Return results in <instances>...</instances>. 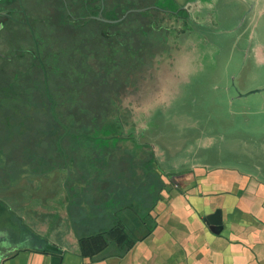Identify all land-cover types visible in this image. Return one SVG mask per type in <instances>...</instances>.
Listing matches in <instances>:
<instances>
[{
    "label": "crops",
    "instance_id": "1",
    "mask_svg": "<svg viewBox=\"0 0 264 264\" xmlns=\"http://www.w3.org/2000/svg\"><path fill=\"white\" fill-rule=\"evenodd\" d=\"M169 1L172 8H177L173 0ZM239 1L243 5L238 17V2H224L225 22L236 17L229 26L216 17L222 0H181L182 17L191 22L182 28L187 32V43L180 44L179 51L183 52L178 55L183 54L178 57L184 64L169 70L170 78L187 79L207 73L205 82L216 86V28L236 35L248 19L246 30L237 33L248 41L245 53L253 43L256 51L263 53L260 32L264 30V0ZM210 31L215 35L213 40H208ZM236 42L230 45L234 47ZM216 137L207 134L196 144L180 146L170 162L175 156L187 158L175 161V165L182 164L181 168H171L164 159L147 157L142 159L147 162L141 161L140 165L132 158V171L129 167L120 172L109 168L117 175L112 184L105 183L110 201H105L98 212L73 205L72 181L85 186L88 181L82 179L90 178L86 173L79 178L78 173L68 175L66 170H59L48 191L51 195L44 194L34 203L12 205L9 192L0 191L1 264H264V138L250 134V140H245L239 136L237 141H243L242 146L236 141L233 147L231 139L228 148L233 150L232 155L247 162L241 167L216 162L214 152L208 157L211 150H216ZM123 144L140 155L146 145ZM150 144L157 149L155 142ZM190 149L197 156H188ZM116 154L118 161L119 152ZM112 155L104 168L116 163L114 152ZM157 167L167 175L152 176L144 170L155 172ZM42 179L45 181L47 176ZM38 182L36 179L35 184ZM216 215L221 225H216ZM83 238L87 247H95L92 254L84 251Z\"/></svg>",
    "mask_w": 264,
    "mask_h": 264
},
{
    "label": "flooded vegetation",
    "instance_id": "2",
    "mask_svg": "<svg viewBox=\"0 0 264 264\" xmlns=\"http://www.w3.org/2000/svg\"><path fill=\"white\" fill-rule=\"evenodd\" d=\"M27 1H29L28 5L30 4V8H33L32 6L39 7L42 3V0H0V47H3L4 41H6V39H2L1 37L3 35H7V37L11 40L17 32L16 27L14 26L18 27L19 24L29 26L30 31L32 30L31 35L34 34L35 36L38 32L41 37V40L36 39V42H34V45L37 44V47H35V51H33V58L32 56H28L25 58V62L22 61L21 63H18V67L23 69L25 72V74L21 76L23 82L25 81V85L21 88V90L13 89L12 86L13 97L22 96L23 98V101H21V113L23 114L21 122L22 125L28 128L17 129V135H21L22 138L26 136L25 133L27 131L25 145L21 146V151L18 152V154L21 155L20 158L25 160L28 164L27 169L22 166L18 167L20 169L16 170L9 168V164L10 161L12 162V159L9 158L7 151H3L0 148V191H8V196L10 198V191L13 190L14 183L8 185L5 182L4 177H11L10 173L12 172H15V174L21 172L32 176V178L35 177L40 181L36 185H29V188L32 189V191H35L32 192V197L34 198L37 196V199H39L44 194V196L48 195V191H50L52 187L51 183L59 170H66L68 175L78 173L79 178L83 175V173H86V175L89 176L91 170L87 167V162L90 159H95L96 157H98L99 160H102V162H108L107 158L111 157L112 152H114L115 159L113 162H116L113 163L112 167H110L113 169V172L117 171L116 165L118 162H123L124 168L129 167V169L131 168L129 171H132V158H134L135 161L145 162L146 160H142L144 157L149 159L152 158L157 161H159V159H164L167 163L169 162L168 165L171 168H181L182 164L175 165V161L178 163L184 162L187 158L178 159L175 156L173 157L175 161L170 162V160L172 159V156L179 151L180 146L186 144L190 145L193 142L196 144L197 139H201L204 136L193 135L195 129L200 127L201 118L196 114L188 113L187 107L196 106V101L200 99L198 97H194L195 91L193 90V86L197 82L203 83L208 80L207 73H199L187 79H184L183 77L177 80L170 78L171 74L169 70H174L176 66L178 67V65L182 66L180 63H183V60L181 59L179 61V57L183 53L178 55V52L183 51H179V47L181 43H187L185 40L187 32H185L184 29L182 30V28L186 27L187 22H191V19H188V17H182V8H180L181 0H173L176 5H178L175 9L168 4L170 2L169 0H150L151 4L144 7L129 8L124 13H117V9L114 8L111 14H107L105 12V0L101 1L102 7L100 11L97 13L86 14L78 13V8L76 7V2H74V0H59V2L51 0V3L44 11V14L36 12L34 9L29 10L28 7H26ZM110 1H113L111 3H119L121 0H109L108 3H110ZM133 1L141 2L142 0ZM149 10L160 11L162 12L161 14H164L166 17L164 25L162 26L168 29V35L164 40V47L162 46L163 49L156 53L155 56L152 55L149 57L145 64H141L140 61H134L133 64L135 67L132 72L129 73L127 77L125 76V72H123L122 76L116 79L114 84L119 85V87L117 88L116 93L112 92L108 98L106 97V101H103L101 104L99 103L95 106L90 103V106L86 108V112H77L78 109L75 107L70 109V111H66L70 112V114L75 117L83 115L86 123V128H74L75 133L72 137L67 139L69 130L66 131L65 128L61 127L59 121L54 117L57 115V110H59L58 108L60 105L59 101L52 97L50 87V83H53V80L61 81L60 69L57 67L55 71L50 72L48 64L44 59V52L50 51L58 54L60 52V47H63L65 43H62L60 41L61 39L57 36L56 38L48 37L46 35L47 29L49 26L54 27L55 24H58L60 27L66 25L65 23L68 22L69 27L66 29L67 36L72 38V41H78V32H81L80 34L82 35L89 33L87 29L77 30V26L84 25L83 21L98 20L104 24L114 25L125 20L133 12H146ZM133 22L135 23V21ZM128 25L130 24L128 23ZM216 31L218 32L216 33L218 35L224 34L226 37L225 39H228V42L230 41V38H233L232 41L242 38L238 37V34H236V37L234 34L235 32L231 33L225 32L224 30L220 31L218 28H216ZM56 33H58L57 30ZM253 39L254 38H251L250 41L252 42ZM134 40V49H130L132 51H136L139 47L136 35L134 36ZM174 40H179V42ZM216 41L218 43L216 44V49H222V52H224V43H221L218 39ZM253 46H250L249 51L246 52L244 60L245 63L247 60L253 61L252 68L256 67L260 69L264 66V49L263 53H260V59V54ZM80 47L85 51H89L93 48V45L90 43L81 45ZM92 50L90 52H92ZM30 60L32 63H29ZM167 63H169V65H167ZM245 63L241 66V71L245 68ZM59 65L60 63L58 60V66ZM216 68L219 72L221 68L220 57L216 60ZM37 72L41 74V76L37 77ZM35 73L37 74L34 75ZM237 74L233 77V79L237 78ZM40 77L41 79L38 80ZM33 78H35V81L37 79L38 92L36 94L32 86V90L29 95L28 88L29 85L31 87ZM7 81L8 77L5 78L4 82L0 80L2 84ZM13 81L16 80H12V84L14 85ZM244 83L245 82H241L242 85ZM247 83L250 84L248 86L250 89H247V92L242 91L241 85L237 84L236 81L231 83L233 84L232 87L238 94L237 96L243 97L244 95L247 96L252 93H264V82L262 78L257 77L254 79L250 77L248 78ZM46 87L48 90V96L44 93ZM133 95H135V97ZM25 101L27 106H25ZM15 105H17V103ZM36 105L38 106L37 108H40L43 112L42 116H44V123L42 125L46 128L40 126V123L33 125L34 119H28L30 118L28 117L30 111L29 106L32 107V111L35 109ZM0 107H2V105H0ZM12 117H14V113L10 118ZM26 117L28 118L26 119ZM45 117L48 118L45 119ZM25 121H27L28 124ZM15 122H18V118ZM211 125L212 124H209V126ZM9 127H12V131L13 128H16L15 125H10ZM78 129H81L83 133L80 134L81 131H78ZM33 130L35 133H32ZM177 132L179 133L178 136ZM41 136H43V138ZM194 136L196 138L193 139ZM82 137L86 138V144L88 145L90 151H84L85 154L80 157L78 150H82V147H78V145H80L78 138ZM149 141L150 143L155 142L157 149L154 148ZM124 142L133 144V146L140 143H145L146 145L140 155L138 151L126 148L123 144ZM28 143L30 144L28 145ZM38 145V151H34V147ZM67 145L69 148H73L75 152L74 156L72 153L69 155L67 151H64ZM30 148L31 151H29ZM121 150L122 153L119 154V159L116 161V152H120ZM189 151L193 153H189ZM189 151L188 154L190 155L188 156H197V152L195 150L190 149ZM94 152H97V155L93 156ZM3 156L5 157L3 158ZM20 158L19 160L22 161ZM33 159L35 160L32 161ZM31 162H33V164ZM17 164L20 165L23 164V162ZM34 164L38 165L35 167ZM105 164L106 162H103L102 164L100 163L101 167L99 168L101 169L105 166ZM146 165L150 166L149 164ZM144 170L146 171V169ZM148 171L150 172L151 170ZM148 171L146 172L148 173ZM163 171L164 170L157 167V171L153 173L159 177H164L167 174ZM44 175L53 178L49 185L46 184V180L44 181L42 179ZM91 177L92 176L90 175V178ZM90 178L86 177L82 179L84 181H88V184L86 183L85 186H83L80 181H72V183H74L73 186L75 185V188L81 187L83 191H89L90 188L88 187H90ZM18 183L19 182H16L15 184L18 186ZM103 187L107 189V185L103 184ZM11 197H13L11 199H14L13 202H15L16 205L18 203L25 204L27 202L23 198V195H21L22 198L20 199L14 197V195ZM106 203L107 202H103L101 205ZM73 205L83 206L84 204L80 201L79 203H73ZM29 232L32 233V231Z\"/></svg>",
    "mask_w": 264,
    "mask_h": 264
},
{
    "label": "rangeland",
    "instance_id": "3",
    "mask_svg": "<svg viewBox=\"0 0 264 264\" xmlns=\"http://www.w3.org/2000/svg\"><path fill=\"white\" fill-rule=\"evenodd\" d=\"M56 2H59V0H56ZM225 0H222V2L219 3V9L217 11V18L222 19L224 24L227 23V25H231L234 22V19L238 17L240 12H242V8L239 9L241 5H243L239 0H228V4L233 5L234 3L237 4L238 12H235V16L231 18V20L225 19V16L227 15L225 13ZM240 2V3H239ZM29 1L26 2V7H28L29 10L34 9L36 12L43 13L45 9H47V6L51 3V0H42V3L39 5V7L32 6L33 8H30V4L28 5ZM236 5V6H237ZM48 12V10H47ZM228 12V11H227ZM220 16V17H219ZM61 19V18H59ZM58 19V20H59ZM172 22V20H171ZM250 20H246L243 22V25L238 28L239 31H245L246 27L248 26ZM241 25V24H240ZM64 26V27H63ZM58 26V24H55L54 27H50L46 31V35L48 37L56 38L59 37L62 43H69L72 41V38H69L67 36L66 29L68 28L67 25ZM16 27V34L15 36L10 40L7 35H3L1 38L6 39L4 41V46L6 47H0V80L3 82L5 81V78L8 77V81L6 83L0 82V148L3 151H7L9 154V158L12 159V162L10 161L9 168L11 169H20L18 167L22 166L23 168L27 169V163L25 160L21 159L18 154V152L21 151V146L25 145L26 142V136L21 137V135H17V129L19 128H28L24 125H22L21 118L23 117L22 112V102L23 98L22 96H16L13 97V89L21 90V88L25 85V81L21 79V76L25 74L23 69L18 67V63H21L22 61L25 62V58L28 56L34 55L35 47H37V44L34 45V42H36V39L41 40L40 34L37 32L34 36L31 35L30 27L26 25L19 24L18 27ZM264 29V24L262 25ZM13 28V27H12ZM261 28V27H260ZM256 30V33L259 32V28H254ZM15 30V29H14ZM56 30L58 33H56ZM216 33H218L216 31ZM236 33V34H237ZM248 33V31H247ZM261 41L264 42V30L260 32ZM208 39L213 40L215 35L210 31L209 35L207 36ZM237 37V35H236ZM234 37V38H236ZM224 34H216V40L218 39L221 41V43H224L225 51L222 52V49H216V60L220 57V71L216 70V86H213L212 84H208L207 82H197L193 86V90L195 91L194 97L200 98L198 101H196V106H188L187 111L190 114H196L198 115L200 119V127L196 128L193 132V135L195 136H203L207 134H216V150H211V154L208 157L213 156V152L216 155V162H223L225 164H240L241 167H245L244 164L247 162L244 160V158H238L234 155H232L231 149L228 148V143L231 141V147L235 144L238 137L241 136L245 140H250V134L254 135L256 138H264V93L261 94H254L251 95L239 97L237 96L236 90L232 87L233 82L236 81L237 84L241 85V90L247 92V89H250L248 86V78H262L264 82V66L259 68L253 67V61L247 60L245 63V48L246 45H248V41L245 37L238 38L236 45L234 46L236 49V53H233L234 48L231 47L230 43H232V39L230 38L229 43L228 39H225ZM3 42V41H2ZM216 44L217 41H216ZM1 45V43H0ZM37 49V48H36ZM3 51V52H2ZM32 63L30 60L29 63ZM245 63V68L241 71V66ZM36 71V70H35ZM38 73V72H37ZM35 73L34 75H36ZM238 73V74H237ZM237 74V78L233 79V77ZM41 76V74H37V77ZM220 77V78H219ZM15 79L16 81H13L14 85L12 84V80ZM38 78V80H40ZM81 79H79L80 81ZM67 81H70V79H67ZM66 81V82H67ZM58 81L53 80V86L56 88V84ZM241 82H245L243 85ZM230 83V84H228ZM68 84V83H67ZM63 84L61 87V91H65L66 87L72 86ZM33 88L37 87V79L35 81V78H33V82H31V87L28 88V94L30 95V92ZM230 86V88H229ZM74 87V86H72ZM216 87V88H215ZM216 89V90H215ZM38 91L35 93L37 94ZM53 92V90H52ZM244 92V93H245ZM135 97V95H133ZM73 97V96H72ZM62 98L65 99V96ZM75 100V97H73ZM16 99V100H13ZM17 101V102H16ZM45 101V100H44ZM80 99L78 96H76V101H72L73 105L71 107H79ZM17 103V105H15ZM25 106L26 101H25ZM36 105L35 109L31 111L32 107L29 106L30 111L28 117L29 120L34 119L33 125H37L40 123V126H43L44 123L42 116V110L40 108H37ZM78 109V108H77ZM65 108H63L64 112ZM70 111V109H69ZM79 112V110H77ZM81 112V110H80ZM14 113V117L10 118L12 114ZM70 114V112H68ZM7 116V117H6ZM18 122H15L17 120ZM48 117H45L47 119ZM27 123V121H25ZM28 124V123H27ZM209 124H212L209 126ZM10 125H15L16 128L12 127L10 128ZM44 127V126H43ZM46 128V127H44ZM32 133H35L34 130ZM177 132V136H178ZM192 134V133H191ZM236 135V139H234V136ZM193 137L196 138V137ZM43 138V136H41ZM239 142V146H242L243 141H237ZM31 143V140H30ZM28 143V145L30 144ZM27 145V144H26ZM27 145V146H28ZM93 145V144H92ZM38 146L34 147V151H38ZM96 147V145H95ZM20 148V149H19ZM67 151L69 152V155L72 153L74 156V150L73 148H69L68 145L66 146ZM31 151V148L29 149ZM124 152V151H123ZM12 153V154H11ZM97 152H94L93 156L97 155ZM122 153V150L119 152V154ZM78 154L81 157L85 154L84 151L78 150ZM8 157L7 155H5ZM3 156V158L5 157ZM16 158H14V157ZM92 156V157H93ZM2 157V155H1ZM215 157V156H214ZM18 158V159H17ZM19 158L22 160L20 161ZM95 158V157H94ZM205 158V156H204ZM33 159L32 161H34ZM240 160V161H239ZM23 162V164L18 165L17 163ZM30 162V161H29ZM106 162L107 161H103ZM102 160H99L98 157H96L93 160H89L87 162V167L90 168L92 176L90 178V188L93 186L92 189L89 191L85 190L83 191L81 187L74 188L75 192L73 193L74 201L79 202L81 201L85 208H90L91 210H96L98 212L101 207V203L105 201H110L108 197L107 189L103 187V184L106 182H109V185L113 183L114 177H116L117 174H112L109 172L110 166L107 168L101 167L100 163H103ZM147 162V161H145ZM241 162V163H239ZM33 164V162H31ZM134 164L140 165V162L135 161ZM38 164H34L36 167ZM253 166V165H252ZM252 166H249V168L252 169ZM118 172H120L124 168L123 162H118L116 165ZM254 169V167H253ZM96 172H95V171ZM148 170H151L150 172ZM146 171H148V174H151L152 176L155 175L153 173L152 169L147 168ZM98 172V173H97ZM147 173V172H146ZM11 177H4L6 183L9 185L11 183H14L13 190L10 191V202H12L14 199H11L12 195L14 197L20 199L22 198L21 195H23V198L27 203H34L37 201V196L34 198L32 197V189L29 188V185H36L35 180L37 178H32V176L28 174H23L21 172H18V174H15V172L10 173ZM121 175L119 176V178ZM52 177H47L46 181H51ZM121 179V178H120ZM18 183V186L15 184ZM101 183V184H100ZM93 190L95 192H93ZM90 193V195H88ZM8 199V198H7ZM18 203V202H17ZM12 205H16L15 202H13ZM89 205H92V207H89Z\"/></svg>",
    "mask_w": 264,
    "mask_h": 264
},
{
    "label": "trees",
    "instance_id": "4",
    "mask_svg": "<svg viewBox=\"0 0 264 264\" xmlns=\"http://www.w3.org/2000/svg\"><path fill=\"white\" fill-rule=\"evenodd\" d=\"M101 1L74 0L79 14L97 13L102 7ZM105 1V12L107 14H111L114 8L117 9V13H124L129 8L144 7L151 4L150 0H142L141 2L121 0L119 3H111L113 1L108 3L109 0ZM161 13L157 10L133 12L125 20L114 25L104 24L98 20L83 21L84 25L77 26V30L87 29L88 34L82 35L80 34L81 32H78V41H71L69 44L65 43L64 46L62 45L63 47H60L58 54L50 51L44 52V59L48 64L49 71L53 72L57 67L60 69L61 81L55 83L56 88L51 82L50 87L52 97L57 99L60 105L57 115L54 117L59 121L61 127L65 128L66 131L69 130L67 139L75 133L74 128H86L83 115L75 117L66 112L69 109H73L71 105H73L72 101L75 103L76 96L80 99V106L75 107L78 108L79 112L80 110L81 112H86V108L90 106V103L94 106L101 104L107 100L112 92L116 93L119 87V85L114 84L116 79L121 77L123 72H125L127 77L135 67L134 61H140L141 64H145L149 57L155 56L156 53L163 49L162 46L164 47L163 44L168 35V29L162 26L166 17ZM65 24L69 27L68 22ZM135 35L138 38L139 47L136 51H132L130 49H134ZM90 43L94 48H92L93 50L91 49L92 52H90L91 50L85 51L80 47ZM67 79H70V81H67ZM79 79L81 80L79 81ZM63 84H71L74 87H66L65 93L61 91ZM33 90L35 92L38 91L37 87L33 88ZM44 93L48 96L47 87ZM63 96H65V99L62 98ZM72 96L75 97V100ZM63 108H65L64 112H62ZM78 131H81L80 134L83 133L81 129H78ZM78 140L80 144L78 147H82L81 151H90L85 137L78 138ZM64 151L66 152L67 149L65 148ZM66 188L71 193L68 182ZM86 244L87 240L83 238L82 247L84 251L92 254L95 247L93 245L87 247Z\"/></svg>",
    "mask_w": 264,
    "mask_h": 264
},
{
    "label": "water",
    "instance_id": "5",
    "mask_svg": "<svg viewBox=\"0 0 264 264\" xmlns=\"http://www.w3.org/2000/svg\"><path fill=\"white\" fill-rule=\"evenodd\" d=\"M140 10V9H139ZM128 13V12H127ZM222 224V220L219 219V215H216V225H221ZM2 256H0V264H1V261H2Z\"/></svg>",
    "mask_w": 264,
    "mask_h": 264
}]
</instances>
